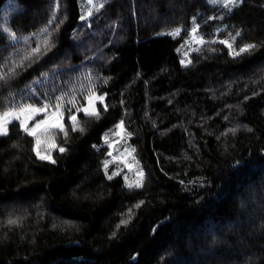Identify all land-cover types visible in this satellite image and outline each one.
Instances as JSON below:
<instances>
[{
  "label": "trees",
  "instance_id": "16d2710c",
  "mask_svg": "<svg viewBox=\"0 0 264 264\" xmlns=\"http://www.w3.org/2000/svg\"><path fill=\"white\" fill-rule=\"evenodd\" d=\"M58 2L0 0V113L62 103L64 125L51 159L19 120L0 135V264H264V0ZM121 121L142 187L105 168Z\"/></svg>",
  "mask_w": 264,
  "mask_h": 264
},
{
  "label": "snow or ice",
  "instance_id": "6c2138e0",
  "mask_svg": "<svg viewBox=\"0 0 264 264\" xmlns=\"http://www.w3.org/2000/svg\"><path fill=\"white\" fill-rule=\"evenodd\" d=\"M89 5H92L96 11H99L101 8L104 7V2L99 3L98 5L93 4V0H87ZM214 3L217 2H222V0H213ZM225 6H237L239 3H242L243 0H223ZM57 8H59V2L57 0ZM93 15V10L90 7L88 9L87 12V16H81L80 19L81 20H85L87 19V17H91ZM53 19H55V15H53ZM193 20H195V17H193ZM52 21H49V23H51ZM62 22V21H61ZM199 28V25H196L195 27L192 28V36L193 38H196V33L197 30ZM45 31H47V29H45ZM180 32V29H176L174 30V33H170V34H178ZM237 35H239V33H237ZM10 37L12 40H15L16 37V33L12 32L10 34ZM234 39V38H233ZM199 42L203 43V38H199ZM45 46L48 45V40H44L42 42ZM222 43H225L228 45L229 48L232 47V44L229 43V41L225 40L222 41ZM256 45L254 44H246L242 47L239 48L238 51L233 50V54L236 56H239L242 53L245 52H249L251 51L253 48H255ZM33 52H39L40 49L39 48H35L32 50ZM187 55V54H185ZM182 63H191L190 60L184 62L182 61ZM14 71V69H13ZM2 78V77H0ZM58 100L62 101L63 97H59L57 98ZM87 102H88V107H84V108H78L76 109L77 112L83 111L86 115H91V116H98L99 112L92 107L93 102L96 100L99 101H103L104 97L103 96H97L94 92H92L90 90L89 95L87 96ZM75 97H73L71 99V103L73 105H75ZM49 105L45 104L42 107H36L33 106L31 104H25L23 106L17 107V108H12L9 109L8 111H4L2 113H0V135H6L8 132V124L11 122V120L9 118L15 119V120H19L21 127L24 128V130L26 132H28L29 135L32 136H36L37 137V145H39L41 143L40 137L37 135L38 132L41 134H46L49 132L50 129H59L61 131H64V125L62 123V119H63V104L62 103H57L54 107L55 110L50 112L48 111L49 109ZM107 108V105H105V109ZM40 113H46L45 117L43 119L40 120H35V123L33 124V126L31 128H29L28 123L29 121L34 120L35 116L40 114ZM70 120L72 121V128L73 130H76V128L78 127V123H77V116L75 114L70 116ZM118 129H123V121L120 122L119 125H117ZM81 131L83 130L82 128L80 129ZM65 135H67V132L65 131ZM59 151L63 152L65 151L64 148H60ZM134 151V150H133ZM37 155L41 158V159H51L50 156L47 155H41L40 151L37 150ZM53 163H55V161H52ZM108 167V162H105V168L107 169ZM131 167V166H129ZM117 173H113V175H116ZM137 175L140 177V179H137L134 183H129L128 186L129 187H142V178H143V172L140 171L137 173ZM112 177L109 176V179H111ZM125 180H127V177H125ZM143 203V202H141ZM137 207H139V205H137ZM9 223H16V221H12L10 220ZM124 223H126V221H124Z\"/></svg>",
  "mask_w": 264,
  "mask_h": 264
},
{
  "label": "rangeland",
  "instance_id": "374dc122",
  "mask_svg": "<svg viewBox=\"0 0 264 264\" xmlns=\"http://www.w3.org/2000/svg\"><path fill=\"white\" fill-rule=\"evenodd\" d=\"M213 2V0H211ZM223 2V0H222ZM221 2H217V4H219ZM239 50V49H238ZM180 52L182 54V61L186 62L188 60L191 61V57H190V52L189 50H187L186 48L180 49ZM187 54V55H185ZM188 64V63H185ZM97 96H103V95H98ZM99 100H96L93 102L92 107L96 108V102ZM25 104H29V103H23L20 104L17 107L23 106ZM33 105V104H31ZM36 107H42V106H38V105H33ZM88 102L82 107H88ZM14 107V108H17ZM54 108H50L48 109L49 113L54 111ZM46 113H40L38 115L35 116L34 120L29 121L28 126L29 128H31L33 126V124L35 123V120H40L43 119L45 117ZM11 121L14 120L12 118H9ZM62 123H63V119H62ZM10 124V123H9ZM9 124H8V130H9ZM116 124L112 127H110L109 129H107L104 134H103V144H109L110 147L113 149H115V153H111V156L106 159V161L108 162V173L111 176H115L113 175V173H117L116 175H119L123 178L124 182L128 185L129 183H134L137 179H140V177L137 175L138 172L142 171L143 172V178H142V183L144 181L145 178V170L144 167L139 159V157L136 154L135 148L133 145L126 143V139L124 137L123 134V129H118ZM40 137L41 143L39 145H37V150L40 151L41 155H47V156H51V152L52 149L55 147V143L54 141H52L50 139V136L47 134H41L38 132L37 134ZM134 150V151H133ZM110 166H113L110 169ZM131 166V167H129ZM125 177H127V180H125Z\"/></svg>",
  "mask_w": 264,
  "mask_h": 264
}]
</instances>
